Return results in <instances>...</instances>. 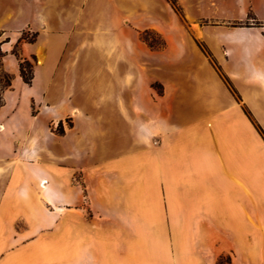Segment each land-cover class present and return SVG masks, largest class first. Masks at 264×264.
Returning <instances> with one entry per match:
<instances>
[{
  "label": "crops",
  "instance_id": "0c3cea01",
  "mask_svg": "<svg viewBox=\"0 0 264 264\" xmlns=\"http://www.w3.org/2000/svg\"><path fill=\"white\" fill-rule=\"evenodd\" d=\"M176 1L0 0L8 29L41 36L57 17L74 21L67 35L83 19L114 36L124 20L166 39L105 44L123 54L98 117L76 108L58 155L48 122L70 111L34 118V92L5 95L0 264H264V0Z\"/></svg>",
  "mask_w": 264,
  "mask_h": 264
},
{
  "label": "rangeland",
  "instance_id": "374dc122",
  "mask_svg": "<svg viewBox=\"0 0 264 264\" xmlns=\"http://www.w3.org/2000/svg\"><path fill=\"white\" fill-rule=\"evenodd\" d=\"M19 22L21 21H18V24H20ZM47 22L48 26L44 35L41 36L28 25L8 29L6 26L11 24L10 21L0 23V73H8L12 78V84L9 87L4 86V79H0V103L4 105L5 95L34 92V94H30L28 103V108L34 118H38L49 108L52 112L70 111V115L63 117L60 122L56 121L53 115L51 121L48 122L51 140L54 142L53 147L56 149L55 154L58 155L59 137L74 126L76 116L73 114V110L78 107L81 108L84 114H87L86 119L93 118L95 120L98 117L96 99L102 97L100 94L105 95L107 84L112 78V74L109 72L111 68L108 67V60L113 55H115L116 60L123 54L121 51L105 50V44L112 41L114 44L143 43L144 41L139 38L144 30H140L138 36L129 33L124 34L121 29L131 27L130 23L124 20H116V34L111 36L102 30L103 27L107 26L106 21L92 22L82 19L78 21V24L76 22L77 30L74 31L75 34L67 35L65 33L68 30H64L62 27L70 28L74 22L73 20L62 21L57 17H53ZM89 22L93 23L90 27L88 26ZM238 22L239 24L255 23L258 25L260 23L259 21ZM182 23L185 25V21L182 20ZM148 30H150V33L147 36L150 41L156 44H161L163 40L166 41L162 34L152 29ZM96 40L100 45L97 48L98 51L97 49L80 50L79 45L91 41L95 42ZM204 48L203 45L202 49L205 54L212 59V62H215L207 49ZM152 49L157 50L156 48ZM38 50L41 51L42 61L39 59ZM24 59H29L33 66L34 76L37 74V80L34 81L33 78L31 85L23 82L19 71H17V64ZM116 63H120V60H116ZM119 66L122 71L124 64ZM26 72L30 75L29 68ZM153 85L158 90L160 89V85L157 83ZM234 85L237 89V86H239L245 90V84L241 81H237V85ZM101 112L105 118V106ZM257 112L259 119L264 120V111L258 109ZM254 116L264 130V123L260 122L255 114ZM40 186L42 187V185ZM221 264H225V259L221 260Z\"/></svg>",
  "mask_w": 264,
  "mask_h": 264
},
{
  "label": "trees",
  "instance_id": "16d2710c",
  "mask_svg": "<svg viewBox=\"0 0 264 264\" xmlns=\"http://www.w3.org/2000/svg\"><path fill=\"white\" fill-rule=\"evenodd\" d=\"M170 1L174 5V7H176V9L179 10V7L177 5V1L176 0H170ZM149 33H150V30H148V29L144 30L143 32H141L140 39L142 41H144L151 48L163 49L166 47V41L165 40H163V42L161 44H156L153 41H150L148 36H147ZM27 68H29L30 75H28V73L26 72ZM19 72H20V76H21L22 80L25 83L31 85L33 78H34V73H33V66H32L31 62L29 61V59H24L23 61H20ZM0 79H4L3 80L4 86H6V87L11 86L12 78L10 77V75L8 73H3V74L0 73ZM0 106H2V103H0ZM229 263H230V259L226 258L225 264H229ZM218 264H221V260Z\"/></svg>",
  "mask_w": 264,
  "mask_h": 264
},
{
  "label": "bare ground",
  "instance_id": "6f19581e",
  "mask_svg": "<svg viewBox=\"0 0 264 264\" xmlns=\"http://www.w3.org/2000/svg\"><path fill=\"white\" fill-rule=\"evenodd\" d=\"M38 55H39V57H40V60L42 61V55H41V51L40 50H38ZM73 114L74 115H77V111L76 110H73ZM45 181H42L41 183H43V185H42V187H44V184H46V183H44ZM47 187V186H46ZM50 199V198H49ZM44 201V200H43ZM52 203V202H51ZM56 209L57 210H59V208L56 206Z\"/></svg>",
  "mask_w": 264,
  "mask_h": 264
}]
</instances>
